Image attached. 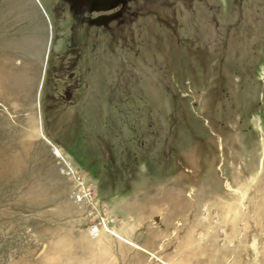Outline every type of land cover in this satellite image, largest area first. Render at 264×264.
I'll use <instances>...</instances> for the list:
<instances>
[{"label": "rangeland", "instance_id": "1", "mask_svg": "<svg viewBox=\"0 0 264 264\" xmlns=\"http://www.w3.org/2000/svg\"><path fill=\"white\" fill-rule=\"evenodd\" d=\"M197 4L107 33L0 0V264H264V0Z\"/></svg>", "mask_w": 264, "mask_h": 264}, {"label": "flooded vegetation", "instance_id": "2", "mask_svg": "<svg viewBox=\"0 0 264 264\" xmlns=\"http://www.w3.org/2000/svg\"><path fill=\"white\" fill-rule=\"evenodd\" d=\"M58 1L75 11V16L82 17L83 20L91 19V15H94L95 21L102 24L103 30L107 33L123 32L122 29L126 23L136 21L139 17L151 19L157 17V20L163 22L171 21L173 17V21L176 22V18L180 17L182 12L181 8L187 9L188 5H195V3L203 6L207 2V0H163V2L160 0H92L89 5H83L71 0Z\"/></svg>", "mask_w": 264, "mask_h": 264}, {"label": "built area", "instance_id": "3", "mask_svg": "<svg viewBox=\"0 0 264 264\" xmlns=\"http://www.w3.org/2000/svg\"><path fill=\"white\" fill-rule=\"evenodd\" d=\"M57 157L61 158L60 154ZM61 173L71 181L73 187L71 195L75 203L87 207L86 219L89 237L91 239H98L105 234L114 237V227L118 221L115 215L111 214L109 210L107 211V205L98 202L94 193V187L88 182L89 180L64 159H62Z\"/></svg>", "mask_w": 264, "mask_h": 264}, {"label": "water", "instance_id": "4", "mask_svg": "<svg viewBox=\"0 0 264 264\" xmlns=\"http://www.w3.org/2000/svg\"><path fill=\"white\" fill-rule=\"evenodd\" d=\"M71 1L72 2H75V3H79V4L82 3L83 5H89L90 4V1H92V0H71Z\"/></svg>", "mask_w": 264, "mask_h": 264}, {"label": "bare ground", "instance_id": "5", "mask_svg": "<svg viewBox=\"0 0 264 264\" xmlns=\"http://www.w3.org/2000/svg\"><path fill=\"white\" fill-rule=\"evenodd\" d=\"M53 154H54L55 156L59 155V154H60V150L56 149V147H53ZM228 190H229V189H228ZM114 233H115V236H114V237H116V233H117V232L114 231ZM116 238H117V237H116ZM118 239L122 240L120 237H119ZM122 241H123V240H122Z\"/></svg>", "mask_w": 264, "mask_h": 264}, {"label": "trees", "instance_id": "6", "mask_svg": "<svg viewBox=\"0 0 264 264\" xmlns=\"http://www.w3.org/2000/svg\"><path fill=\"white\" fill-rule=\"evenodd\" d=\"M52 139H54V138H52ZM55 141H56V139H54ZM57 142V141H56ZM61 145H62V149L64 150V148H66V146H65V143H61ZM66 150V149H65Z\"/></svg>", "mask_w": 264, "mask_h": 264}]
</instances>
